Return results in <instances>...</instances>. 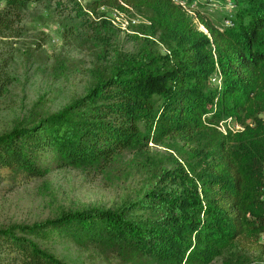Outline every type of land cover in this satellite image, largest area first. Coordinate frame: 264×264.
<instances>
[{
	"label": "trees",
	"instance_id": "obj_1",
	"mask_svg": "<svg viewBox=\"0 0 264 264\" xmlns=\"http://www.w3.org/2000/svg\"><path fill=\"white\" fill-rule=\"evenodd\" d=\"M40 1L0 0V36L15 32ZM85 1L91 13L137 10L162 33L179 34L166 53L151 48L119 62L64 110L1 134L0 175L41 178L53 164L109 165L173 139L194 145L196 162L179 190L147 192L127 208L0 228V264H68L37 240L69 228L85 249L120 264H264V118L243 132L220 130L234 114H264V0H235L229 28L174 0ZM11 85L1 69L0 100Z\"/></svg>",
	"mask_w": 264,
	"mask_h": 264
},
{
	"label": "rangeland",
	"instance_id": "obj_2",
	"mask_svg": "<svg viewBox=\"0 0 264 264\" xmlns=\"http://www.w3.org/2000/svg\"><path fill=\"white\" fill-rule=\"evenodd\" d=\"M228 1L192 0L187 6L224 27L238 10L236 5L230 11ZM15 28L6 37L0 36V70L12 80L0 100V135L64 110L86 96L119 62L140 57L151 48L166 53L167 42L173 40L174 32L179 34V28L162 33L146 13L137 10L91 13L85 0L32 3ZM257 116L264 118L255 110L234 114L223 127L226 132H243ZM193 148L173 139L150 144L143 151H126L109 165L59 169L53 164L41 178L3 173L0 228L41 223L67 213L115 212L147 192L179 190L189 164L196 162L191 159ZM73 230H52L47 239L37 241L68 264H120L118 258L85 249L68 235ZM245 257L259 262L258 256ZM214 264L222 262L219 259Z\"/></svg>",
	"mask_w": 264,
	"mask_h": 264
},
{
	"label": "built area",
	"instance_id": "obj_3",
	"mask_svg": "<svg viewBox=\"0 0 264 264\" xmlns=\"http://www.w3.org/2000/svg\"><path fill=\"white\" fill-rule=\"evenodd\" d=\"M178 5H180V6H182L183 8H185L189 13H191V14H194L189 8H188V6H187V2L185 3V2H183V1H180V0H174ZM188 1V0H187ZM228 8L230 9V11H232L233 9H235L236 8V4L233 2V1H231V0H229L228 1ZM102 11H109L110 9L109 8H102L101 9ZM117 11V10H116ZM134 24L136 23V22H133ZM234 26V23H233V16L232 15H230L229 16V18L225 21V25H224V27H227V28H229V27H233ZM211 83L213 84V85H215L216 83H220V81L218 80V77L217 76H213L212 78H211ZM225 122H227V121H225ZM225 122L224 123H222V125H221V127H220V130H222V131H224L225 133H226V131H225V127H223V125L225 124Z\"/></svg>",
	"mask_w": 264,
	"mask_h": 264
}]
</instances>
